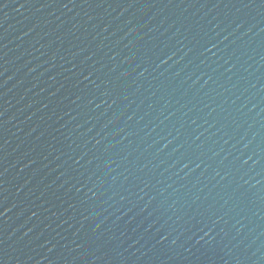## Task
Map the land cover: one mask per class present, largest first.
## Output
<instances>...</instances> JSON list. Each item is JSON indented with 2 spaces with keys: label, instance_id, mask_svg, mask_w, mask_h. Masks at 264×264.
Returning a JSON list of instances; mask_svg holds the SVG:
<instances>
[{
  "label": "water",
  "instance_id": "water-1",
  "mask_svg": "<svg viewBox=\"0 0 264 264\" xmlns=\"http://www.w3.org/2000/svg\"><path fill=\"white\" fill-rule=\"evenodd\" d=\"M0 264H264V0H0Z\"/></svg>",
  "mask_w": 264,
  "mask_h": 264
}]
</instances>
